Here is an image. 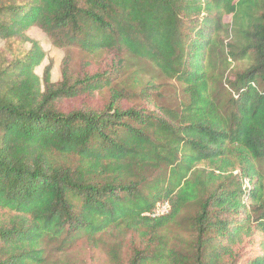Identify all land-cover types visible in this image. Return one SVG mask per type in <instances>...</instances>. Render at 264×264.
Returning a JSON list of instances; mask_svg holds the SVG:
<instances>
[{
  "label": "trees",
  "instance_id": "16d2710c",
  "mask_svg": "<svg viewBox=\"0 0 264 264\" xmlns=\"http://www.w3.org/2000/svg\"><path fill=\"white\" fill-rule=\"evenodd\" d=\"M33 29L117 73L40 76ZM127 57L173 82L169 103L148 84L124 105ZM117 232L142 241L130 264H264V0H0V264Z\"/></svg>",
  "mask_w": 264,
  "mask_h": 264
},
{
  "label": "rangeland",
  "instance_id": "374dc122",
  "mask_svg": "<svg viewBox=\"0 0 264 264\" xmlns=\"http://www.w3.org/2000/svg\"><path fill=\"white\" fill-rule=\"evenodd\" d=\"M225 22L232 23V18L227 17ZM30 36L39 41L47 54L46 60L37 73L43 76L45 68L53 62L52 81L62 80V69L67 65L72 72L78 73L83 66L88 63L85 70L90 73H97L103 70L115 72L117 57L107 53L90 54L78 48L59 49L52 45L47 36L39 29H33ZM230 41V40H229ZM228 41V42H229ZM226 42V43H228ZM126 69L124 74L116 78V87L119 90H125L128 95L124 98L123 103L127 106L139 104L138 94L144 86L153 85L154 94L163 103H169L173 93V82L163 76L153 65L146 61L137 60L127 57ZM236 67V68H235ZM246 67L245 63L233 64L227 72L231 75L235 70ZM117 73V72H115ZM110 100V93L106 90L100 96V103L104 104ZM197 211L196 206L188 207L179 219L178 223L172 225L168 231L172 239V244L182 246L190 239L188 219ZM165 209L158 208L157 213H164ZM257 243L260 238H256ZM138 249H142V241L136 233L117 232L109 233L102 238L101 244L92 246L86 241H80L76 245L66 250H57V247L50 253L49 264H130V260ZM249 254H259L257 246L248 247Z\"/></svg>",
  "mask_w": 264,
  "mask_h": 264
},
{
  "label": "built area",
  "instance_id": "2783aa9c",
  "mask_svg": "<svg viewBox=\"0 0 264 264\" xmlns=\"http://www.w3.org/2000/svg\"><path fill=\"white\" fill-rule=\"evenodd\" d=\"M161 208H163L164 207V209H165V212H168L169 211V205L168 204H164V205H162V206H160ZM156 214L158 215V213L156 212Z\"/></svg>",
  "mask_w": 264,
  "mask_h": 264
}]
</instances>
